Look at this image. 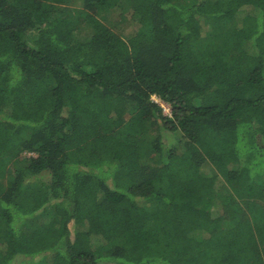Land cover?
Listing matches in <instances>:
<instances>
[{
    "label": "trees",
    "instance_id": "16d2710c",
    "mask_svg": "<svg viewBox=\"0 0 264 264\" xmlns=\"http://www.w3.org/2000/svg\"><path fill=\"white\" fill-rule=\"evenodd\" d=\"M47 257L264 264V0H0V264Z\"/></svg>",
    "mask_w": 264,
    "mask_h": 264
},
{
    "label": "rangeland",
    "instance_id": "374dc122",
    "mask_svg": "<svg viewBox=\"0 0 264 264\" xmlns=\"http://www.w3.org/2000/svg\"><path fill=\"white\" fill-rule=\"evenodd\" d=\"M63 8H68L67 5H60V12H63L62 9ZM114 21H117L119 24L122 22L121 18H120V12L117 11L114 15V17L112 18ZM122 28H124L125 30L124 33L128 34V32L130 31V27L128 26V24H124V26L122 25ZM153 100L157 103H159L163 109H164V113L166 115H170L171 113V109H170V105L166 104V103H163L158 97H153ZM68 110V109H67ZM69 111V110H68ZM35 154L34 153H29V152H25L23 153V156L24 157H29V156H34ZM16 175V166L13 162H10L9 165H8V172H7V176L8 177H13ZM34 179L32 178L31 181H33ZM262 211L259 209V213H261ZM50 218V211H46L45 213H43L42 215H39L37 216V218H35V222H38V223H47L48 220ZM49 262H51V257H47L44 261V264H48Z\"/></svg>",
    "mask_w": 264,
    "mask_h": 264
}]
</instances>
